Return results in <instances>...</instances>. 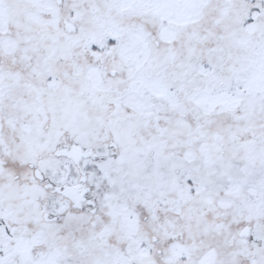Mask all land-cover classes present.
I'll return each mask as SVG.
<instances>
[{
	"label": "snow or ice",
	"instance_id": "6c2138e0",
	"mask_svg": "<svg viewBox=\"0 0 264 264\" xmlns=\"http://www.w3.org/2000/svg\"><path fill=\"white\" fill-rule=\"evenodd\" d=\"M0 264H264V0H0Z\"/></svg>",
	"mask_w": 264,
	"mask_h": 264
}]
</instances>
